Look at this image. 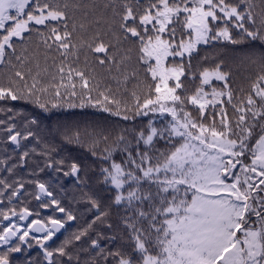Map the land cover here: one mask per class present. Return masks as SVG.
Listing matches in <instances>:
<instances>
[{"label":"snow or ice","instance_id":"obj_1","mask_svg":"<svg viewBox=\"0 0 264 264\" xmlns=\"http://www.w3.org/2000/svg\"><path fill=\"white\" fill-rule=\"evenodd\" d=\"M71 109L103 116L42 126ZM9 141L0 264H264V0H0ZM46 169L74 177L79 215Z\"/></svg>","mask_w":264,"mask_h":264},{"label":"trees","instance_id":"obj_2","mask_svg":"<svg viewBox=\"0 0 264 264\" xmlns=\"http://www.w3.org/2000/svg\"><path fill=\"white\" fill-rule=\"evenodd\" d=\"M19 110L26 114H36L38 110L33 109L31 105H24L22 102H16ZM103 114L96 112L93 109H71V110H61L55 111L50 114L39 113V119L42 122V126L44 128H55L58 123H72L75 121H92L101 119ZM56 144L63 148V151L60 152L58 158H64L66 161V165L64 170L67 171V165L72 162L77 163L82 167L81 175H84V172H87L88 182L92 185L98 186V171L99 165L95 163V158L90 155L87 148L81 147L75 144H62L60 143L59 138L56 140ZM7 146L8 153H11L13 147H11L8 143L5 145L4 143H0V156L7 155L3 149ZM34 164L32 161L29 162V167L21 170L25 176H27L28 171H30L31 167ZM41 181L45 182L52 186V189L56 195L61 197L62 192L61 189H66V194L68 196H73L74 193L78 195L77 185L75 183V179H72L71 176L65 177L63 172L56 173L52 169H46L44 172L39 173L38 177ZM33 205L34 202L32 201ZM78 215L80 211H83L82 205H79ZM76 223H82V221L75 222L71 231L76 230ZM63 236L60 240H63ZM57 240L56 242L60 241ZM19 264H23V257H18Z\"/></svg>","mask_w":264,"mask_h":264},{"label":"flooded vegetation","instance_id":"obj_3","mask_svg":"<svg viewBox=\"0 0 264 264\" xmlns=\"http://www.w3.org/2000/svg\"><path fill=\"white\" fill-rule=\"evenodd\" d=\"M61 192H62V195H61V198H62V201L63 203H65L66 205H71V207L74 209V210H77L79 208V205L78 204H75L72 202V196H68L66 194V189L65 188H62L61 189ZM34 204L36 203L34 200H33ZM45 214H48L47 211H45ZM70 223V222H69ZM73 223V226H74V223L75 222H71ZM62 236H60L61 238ZM60 241L56 242L57 244L59 243ZM35 251L32 252V255L35 256ZM17 256H19V254H17Z\"/></svg>","mask_w":264,"mask_h":264},{"label":"water","instance_id":"obj_4","mask_svg":"<svg viewBox=\"0 0 264 264\" xmlns=\"http://www.w3.org/2000/svg\"><path fill=\"white\" fill-rule=\"evenodd\" d=\"M9 145H11L12 147H15L14 145L11 144V142H8ZM74 179V177H72ZM71 223V222H70Z\"/></svg>","mask_w":264,"mask_h":264}]
</instances>
